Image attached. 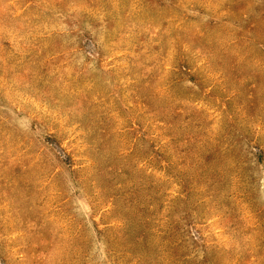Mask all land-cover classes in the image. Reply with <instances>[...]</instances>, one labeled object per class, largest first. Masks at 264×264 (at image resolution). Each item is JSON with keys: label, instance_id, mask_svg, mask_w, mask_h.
<instances>
[{"label": "rangeland", "instance_id": "374dc122", "mask_svg": "<svg viewBox=\"0 0 264 264\" xmlns=\"http://www.w3.org/2000/svg\"><path fill=\"white\" fill-rule=\"evenodd\" d=\"M0 264H264V0H0Z\"/></svg>", "mask_w": 264, "mask_h": 264}]
</instances>
